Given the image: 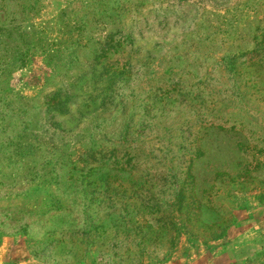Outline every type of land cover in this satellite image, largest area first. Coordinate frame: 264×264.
I'll list each match as a JSON object with an SVG mask.
<instances>
[{"label": "rangeland", "instance_id": "rangeland-1", "mask_svg": "<svg viewBox=\"0 0 264 264\" xmlns=\"http://www.w3.org/2000/svg\"><path fill=\"white\" fill-rule=\"evenodd\" d=\"M0 264H264V0H0Z\"/></svg>", "mask_w": 264, "mask_h": 264}]
</instances>
